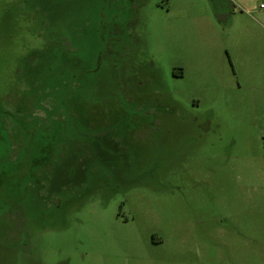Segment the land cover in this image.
<instances>
[{
    "label": "rangeland",
    "instance_id": "374dc122",
    "mask_svg": "<svg viewBox=\"0 0 264 264\" xmlns=\"http://www.w3.org/2000/svg\"><path fill=\"white\" fill-rule=\"evenodd\" d=\"M0 264H264V0H0Z\"/></svg>",
    "mask_w": 264,
    "mask_h": 264
},
{
    "label": "crops",
    "instance_id": "0c3cea01",
    "mask_svg": "<svg viewBox=\"0 0 264 264\" xmlns=\"http://www.w3.org/2000/svg\"><path fill=\"white\" fill-rule=\"evenodd\" d=\"M230 52V51H229Z\"/></svg>",
    "mask_w": 264,
    "mask_h": 264
}]
</instances>
